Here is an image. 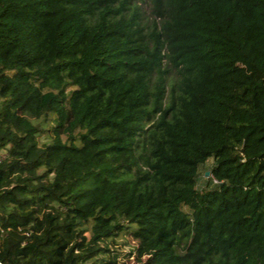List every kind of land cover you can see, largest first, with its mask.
<instances>
[{
    "label": "trees",
    "instance_id": "16d2710c",
    "mask_svg": "<svg viewBox=\"0 0 264 264\" xmlns=\"http://www.w3.org/2000/svg\"><path fill=\"white\" fill-rule=\"evenodd\" d=\"M0 150L1 264H264V0H0Z\"/></svg>",
    "mask_w": 264,
    "mask_h": 264
},
{
    "label": "rangeland",
    "instance_id": "374dc122",
    "mask_svg": "<svg viewBox=\"0 0 264 264\" xmlns=\"http://www.w3.org/2000/svg\"><path fill=\"white\" fill-rule=\"evenodd\" d=\"M40 139H43V136H41ZM212 162V158H208L201 165L203 169L198 177L199 188H203L205 186V181L208 176H205V173L203 172L206 171L204 169L211 166ZM105 242L107 243L106 246L108 249L105 254V260L102 264H138L147 258L146 253H140L137 251L139 239L130 232L121 231L117 236L109 238L105 240Z\"/></svg>",
    "mask_w": 264,
    "mask_h": 264
},
{
    "label": "built area",
    "instance_id": "2783aa9c",
    "mask_svg": "<svg viewBox=\"0 0 264 264\" xmlns=\"http://www.w3.org/2000/svg\"><path fill=\"white\" fill-rule=\"evenodd\" d=\"M6 155H7V152L5 150H0V161H2L6 157ZM213 181L217 182L215 179H213Z\"/></svg>",
    "mask_w": 264,
    "mask_h": 264
},
{
    "label": "water",
    "instance_id": "95a60500",
    "mask_svg": "<svg viewBox=\"0 0 264 264\" xmlns=\"http://www.w3.org/2000/svg\"><path fill=\"white\" fill-rule=\"evenodd\" d=\"M209 175V170H206L205 171V176H208Z\"/></svg>",
    "mask_w": 264,
    "mask_h": 264
}]
</instances>
